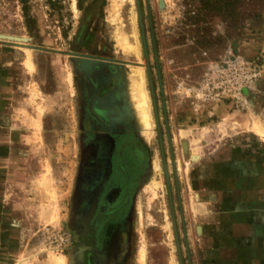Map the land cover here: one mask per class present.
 Here are the masks:
<instances>
[{
    "label": "rangeland",
    "instance_id": "1",
    "mask_svg": "<svg viewBox=\"0 0 264 264\" xmlns=\"http://www.w3.org/2000/svg\"><path fill=\"white\" fill-rule=\"evenodd\" d=\"M72 53L101 60L95 72L116 62L134 114L142 70L154 124L147 140L134 116L149 159L124 214L128 250L108 240V259L99 252L96 264L118 254L119 264H143V250L144 264H193L199 161L264 153V0H0V264H79L80 189L99 176L82 174L84 76L93 71H79Z\"/></svg>",
    "mask_w": 264,
    "mask_h": 264
},
{
    "label": "flooded vegetation",
    "instance_id": "2",
    "mask_svg": "<svg viewBox=\"0 0 264 264\" xmlns=\"http://www.w3.org/2000/svg\"><path fill=\"white\" fill-rule=\"evenodd\" d=\"M90 60L102 62L94 57ZM105 62L106 65H100L104 73L93 71L84 76L82 122L86 156L82 174L99 177L92 179L88 175L80 189L86 213L80 247L73 252L80 253L79 264H96L99 252L101 261L108 259L101 249L108 240L119 241V252L128 250L131 238L123 228L124 214L149 159L146 147L137 136L134 111L129 101L120 95V67L111 60ZM67 232L68 244L74 249L78 245V235L71 229ZM116 257L112 258L113 264H119Z\"/></svg>",
    "mask_w": 264,
    "mask_h": 264
},
{
    "label": "crops",
    "instance_id": "3",
    "mask_svg": "<svg viewBox=\"0 0 264 264\" xmlns=\"http://www.w3.org/2000/svg\"><path fill=\"white\" fill-rule=\"evenodd\" d=\"M226 156L193 171V264H264V153Z\"/></svg>",
    "mask_w": 264,
    "mask_h": 264
},
{
    "label": "bare ground",
    "instance_id": "4",
    "mask_svg": "<svg viewBox=\"0 0 264 264\" xmlns=\"http://www.w3.org/2000/svg\"><path fill=\"white\" fill-rule=\"evenodd\" d=\"M128 49L132 50L133 48H128ZM28 55H30V54H28ZM30 61H29V63H30ZM31 66L29 65V67H31ZM134 76H135L134 77L135 85L132 83V85L134 86L132 99L135 102V105H134L135 106V115L138 118L140 126L143 128V134L142 135L147 140H150V137L153 135L154 124H153V120H152L153 117H152V113H151L150 99H149L148 92H147V90L145 88V76H144V73H143L142 70H136L135 73H134ZM133 86H132V88H133ZM259 131L261 133H264V131L261 130V129ZM187 145H188L187 143H184L185 150H187ZM193 158L194 159H199V155L198 154H194ZM155 163L156 162H154L153 167H155L156 169L159 168L158 165L155 164ZM159 184H161V183H159L157 181V185L156 186H159ZM145 257H146L145 251L143 250L142 253H141V261H142L143 264L145 263ZM174 261H175V259H174Z\"/></svg>",
    "mask_w": 264,
    "mask_h": 264
},
{
    "label": "water",
    "instance_id": "5",
    "mask_svg": "<svg viewBox=\"0 0 264 264\" xmlns=\"http://www.w3.org/2000/svg\"><path fill=\"white\" fill-rule=\"evenodd\" d=\"M137 3L139 5L140 4V0H137ZM138 15H139V18H140V25H141V27H143L142 12H141L140 7L138 8ZM1 37L3 39L12 40V41H27L28 40L27 38H24V37L11 36V35H1ZM72 54L74 56H76V57H79V59L77 61V68H78L79 71L88 73V72H92L95 69H97V66H96L95 62L91 61L89 57L83 56L80 53H72ZM172 155H173V150H172ZM172 162H173V166H174V171L176 173L177 169H176L175 160L173 159ZM164 169H165V171L167 173V178H169L168 177V165L166 163H164ZM175 175H177V174H175ZM189 263L192 264L191 260H189Z\"/></svg>",
    "mask_w": 264,
    "mask_h": 264
}]
</instances>
